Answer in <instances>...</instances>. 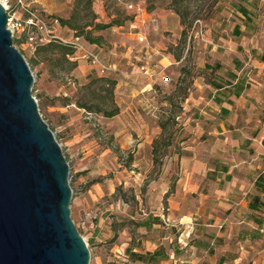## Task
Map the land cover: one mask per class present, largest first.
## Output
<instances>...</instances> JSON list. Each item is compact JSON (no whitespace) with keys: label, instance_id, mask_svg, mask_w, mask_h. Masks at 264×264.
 Instances as JSON below:
<instances>
[{"label":"rangeland","instance_id":"374dc122","mask_svg":"<svg viewBox=\"0 0 264 264\" xmlns=\"http://www.w3.org/2000/svg\"><path fill=\"white\" fill-rule=\"evenodd\" d=\"M74 1L24 0L49 23L64 17ZM97 1L93 3L101 18L97 21L123 20L122 25L93 32L104 38L98 44L103 61L115 68L107 77L87 62L63 57L62 49L33 48L26 39L17 46L34 73L33 94L40 112L70 164L72 217L90 248V264H139L126 254L128 247L151 249L158 238L168 246L162 237L176 234L179 244L188 247L197 224L203 222V197L218 185H202L198 176H190L188 169L194 165L190 154L196 155L201 174L226 139L225 134L200 135L202 130H221L217 120L221 106L211 98L204 74L230 72L243 58L255 69L252 46L257 42L244 27L235 30L244 24L239 0H186L185 24L167 1L153 11L145 0ZM131 2L143 11L137 14L128 8ZM10 9L24 16L16 0H10ZM255 12L260 27L264 2ZM134 19L139 29L130 28ZM67 28L60 25L56 30L71 38L74 31ZM136 31L145 33L147 40L140 41ZM145 70L162 72L163 77L131 79L132 72ZM106 79L116 82L112 92ZM116 106L120 111L112 117L98 110ZM225 106L233 109L236 102ZM173 181L175 188L167 195ZM177 196L181 203L170 204ZM189 211L190 217L181 218ZM154 216H160L161 223L152 233L155 240L147 243L152 234L141 224Z\"/></svg>","mask_w":264,"mask_h":264},{"label":"water","instance_id":"95a60500","mask_svg":"<svg viewBox=\"0 0 264 264\" xmlns=\"http://www.w3.org/2000/svg\"><path fill=\"white\" fill-rule=\"evenodd\" d=\"M7 24L0 2V264H90L72 217L70 164Z\"/></svg>","mask_w":264,"mask_h":264},{"label":"crops","instance_id":"0c3cea01","mask_svg":"<svg viewBox=\"0 0 264 264\" xmlns=\"http://www.w3.org/2000/svg\"><path fill=\"white\" fill-rule=\"evenodd\" d=\"M261 1L263 4L264 0ZM66 2L72 4L73 0H66ZM96 2L98 1L94 0V5ZM71 9L72 5L65 9L64 17H69ZM95 11L99 13L98 10L95 9ZM145 13L149 15L146 10ZM102 14L104 15V13ZM98 20L101 21V18L98 17ZM118 28L122 27H115V29ZM67 30L69 33H73V30L69 28ZM250 40L257 42L253 44L252 49L264 51V24L260 26L258 32H253ZM88 43L101 55L98 44ZM79 62L89 63L83 60ZM252 64L255 71L252 75L251 85L243 88L240 86L238 96L231 97L236 102L232 113L226 118L217 119L220 120L218 125L221 130L210 131L208 129L202 130L200 133L204 137L212 135L211 133L226 135L224 146L221 144L218 146V150L224 152L222 156L224 162L228 164V169L226 171L218 170L215 179H208L207 174L209 171H215V165L208 159L207 164L210 162L211 166L205 163V172L200 174L195 166L196 155L190 154L192 156L190 163L194 164L191 170L190 167L188 169L190 176H198L202 185L213 183L214 187L215 184L218 187L213 189L211 195L207 192L203 197L201 205L204 206V209L200 215L203 222L197 224L199 227L194 230L189 246L184 247L178 242L173 247L171 244L176 235L162 237L168 239V246L159 238V242H152L151 239L155 240L153 236H148L146 239L147 243L152 242L154 247L144 251L154 250L158 245L165 246L169 258L162 261L161 264H264V212H256L263 216V225L258 227L252 219V212L248 207L247 200V194L254 190V182L259 172H264V60L254 57ZM89 65L95 69L91 63ZM130 76L135 81L140 78L150 80L154 76L160 78V76L163 77V74L162 72L145 71L142 74L132 72ZM244 82L245 79L241 84L244 85ZM177 193H180L179 189H177ZM176 200L181 203V198L177 196V198L172 197L169 200L170 204H176ZM195 212L196 209L193 210V213ZM190 213L191 211L183 213L181 218L190 217ZM191 224L194 226V223ZM255 234L258 237L255 238ZM174 248H177V253Z\"/></svg>","mask_w":264,"mask_h":264},{"label":"trees","instance_id":"16d2710c","mask_svg":"<svg viewBox=\"0 0 264 264\" xmlns=\"http://www.w3.org/2000/svg\"><path fill=\"white\" fill-rule=\"evenodd\" d=\"M147 3V9L149 11H153L156 9L160 2L167 1L170 7L181 16V23L185 24L186 19L182 12V4L186 0H145ZM240 4L238 5V10L242 13L243 17V25L242 26H235L236 32L242 30V27L251 33L257 32L259 30V22H256V18L258 14L255 12V8L260 6L261 0H239ZM94 0H75L72 12L68 18L60 17V24L61 26L68 27L69 29L74 31V36L83 37L90 43L99 44L101 41L104 40L103 36H93V32L95 30H104L115 25H122L123 20L120 19H113L110 22H100L97 21L98 15L93 9ZM127 19H133V16L128 17ZM183 33L186 34L185 30ZM25 35L17 38L14 36V43L18 45L19 43L25 40ZM45 46V45H43ZM46 46H51L55 48L62 49L63 52L61 55L63 57L67 56L69 53L72 52V49L66 45L60 44L58 42H50L46 44ZM23 53V50L20 49ZM253 53L256 55L257 58L264 60V51L263 54L260 55L258 49H253ZM219 65V64H218ZM254 68L248 67L245 64V61L236 60L235 67L229 72H214L213 73H205L206 85L211 87V98L215 101V103L221 106L220 110V118H226L229 114L232 113L231 108L224 106L225 103H232L233 99L231 97L238 96V88L241 86L248 87L251 85L252 75L254 72ZM245 79L244 85L241 82ZM105 84L111 85V92L113 86L116 82L105 80ZM110 81V82H107ZM235 102V101H234ZM99 111L103 112L105 116L112 117L119 113V107H115L111 110H107L105 108H98ZM50 126V125H49ZM51 128V127H50ZM264 142V140H263ZM253 151V149H251ZM223 151L218 150L217 154L213 156L212 160L210 161L215 165V171H209L207 174V178L215 179V174L218 170L226 171L228 169V164L224 162L223 158ZM174 181L171 182L170 189L174 188ZM172 190L167 192L170 193ZM248 200V207L252 212V219L261 227L263 225V216L261 214H257L256 212H264V172H259L255 182H254V190L247 194ZM227 220V219H225ZM161 223L160 216H154L152 218H147L142 222L141 225L145 226L148 230L147 232L153 233L154 229H158V224ZM152 231V232H151ZM179 234H176L175 240L172 242V246L175 247V244L179 241ZM150 236V234H148ZM153 236V234H152ZM255 238L258 237L256 234L254 235ZM116 237V236H115ZM174 251L177 253V248H174ZM126 254L131 261L139 263V264H161L162 261L169 258V254L166 251L165 246L158 245L154 250H147V251H138L134 250V247H128L126 250Z\"/></svg>","mask_w":264,"mask_h":264},{"label":"built area","instance_id":"2783aa9c","mask_svg":"<svg viewBox=\"0 0 264 264\" xmlns=\"http://www.w3.org/2000/svg\"><path fill=\"white\" fill-rule=\"evenodd\" d=\"M0 2L6 7V10H8L7 26L12 31L13 38L14 36L20 38L25 35V42L33 48L46 45L50 42H58L66 45L72 49V52L68 54V58L71 61H88L101 76L107 77L115 70L114 66L106 64L103 61L98 51L92 48L83 37L73 35L71 38H66L58 34L56 27L61 25L59 18H54L49 23V21L42 17L39 12L26 4L24 0H16L20 12H23L24 14V16H18L17 12L10 9V0H1ZM127 6L128 8L133 9L137 14L143 11V8L140 5L133 2L129 3ZM129 26L132 30L139 29L136 19L132 20ZM136 33L140 41L143 42L147 40V35L142 31H136ZM245 64L248 67H252L249 62H245Z\"/></svg>","mask_w":264,"mask_h":264}]
</instances>
